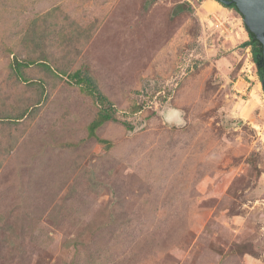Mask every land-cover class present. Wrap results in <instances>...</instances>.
<instances>
[{"label":"rangeland","instance_id":"rangeland-1","mask_svg":"<svg viewBox=\"0 0 264 264\" xmlns=\"http://www.w3.org/2000/svg\"><path fill=\"white\" fill-rule=\"evenodd\" d=\"M248 40L216 0H0V264H264Z\"/></svg>","mask_w":264,"mask_h":264},{"label":"water","instance_id":"water-1","mask_svg":"<svg viewBox=\"0 0 264 264\" xmlns=\"http://www.w3.org/2000/svg\"><path fill=\"white\" fill-rule=\"evenodd\" d=\"M238 11L252 36L260 43V54L264 72V0H239ZM176 110V109H174ZM168 117L177 118L174 111H168Z\"/></svg>","mask_w":264,"mask_h":264},{"label":"trees","instance_id":"trees-1","mask_svg":"<svg viewBox=\"0 0 264 264\" xmlns=\"http://www.w3.org/2000/svg\"><path fill=\"white\" fill-rule=\"evenodd\" d=\"M216 1H218L223 6H226V7H234L235 9H238L239 0H216ZM245 45L251 46V50H252L253 55L254 56L257 55V58H255V61L257 63V72H258V75L260 76L261 80L263 81V86H264V72H263V66H262L261 54H260V43L258 41H256V40H252V36L249 34V40L245 42ZM31 63L26 62L25 64L26 65H30ZM38 64H39V66L46 73H49V72L53 73L54 72L51 69V67L49 66V64H47L45 61H40V63H38ZM19 66H20V63H17L16 70H19ZM61 72L63 74L64 73L66 74V72H64L63 70ZM69 76H70V78L78 79V81H90L91 82V79H89L88 77H85L86 75L81 76L80 69L74 71ZM87 90L92 91L93 89H91V90L90 89H87ZM100 100H102V99L100 98ZM99 115H101L100 116L101 119L100 120H97V121H93L90 124V126H89L90 131H92L95 128L94 126L100 125L101 124V120H109V119H112V117L110 116V114L107 111H104L103 114L101 113Z\"/></svg>","mask_w":264,"mask_h":264},{"label":"clouds","instance_id":"clouds-1","mask_svg":"<svg viewBox=\"0 0 264 264\" xmlns=\"http://www.w3.org/2000/svg\"><path fill=\"white\" fill-rule=\"evenodd\" d=\"M174 112H176L177 117H179L178 119H176L175 121L169 120L167 116L164 117L165 122L169 123V124H175L176 126H180L183 124V119H182V113L179 112V110H172Z\"/></svg>","mask_w":264,"mask_h":264}]
</instances>
